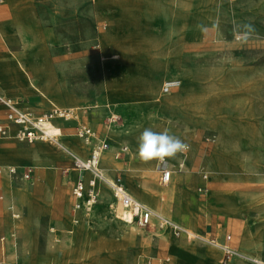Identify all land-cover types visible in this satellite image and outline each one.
Here are the masks:
<instances>
[{
	"label": "rangeland",
	"instance_id": "rangeland-1",
	"mask_svg": "<svg viewBox=\"0 0 264 264\" xmlns=\"http://www.w3.org/2000/svg\"><path fill=\"white\" fill-rule=\"evenodd\" d=\"M117 2L128 6L119 7ZM30 7L43 44L33 47L34 54L28 59L31 43L26 47L23 39V49L19 40L12 42V50L25 51V55H17L29 68L15 82L0 68V92L16 98L22 109L35 115L55 107L89 106L91 113L84 123L109 142L106 151L116 156L121 145L128 147L129 154L116 158L118 165L110 175L99 162L106 178L122 174L131 193H145V188L151 200V204L142 201L146 206L194 233L216 228L220 237L229 234L235 254L224 260L226 264L229 260H233L231 264L264 260V0H95V4L92 0H35ZM102 32L119 34L125 43L130 41L138 49L150 51L154 68L149 73L156 89L142 85L141 78L148 72L143 67L128 69L120 59H101L110 56L103 54ZM242 32H248V39L236 40V34ZM110 46L116 52L113 44ZM127 75L134 79L135 97L119 92V80ZM169 78L180 84L165 94L162 84ZM105 82L113 94L107 95ZM46 86L52 89V96ZM141 92L150 97L144 99ZM173 95L180 100L164 101ZM111 111L118 114L117 121L106 128ZM186 114L194 122L188 124ZM205 114L207 118L201 119ZM3 121L2 114L0 123ZM156 124L160 131L167 129L190 145L185 155L190 158L183 161L180 171L175 158L170 159L178 174L167 185L158 183L155 161L145 162L138 156L140 133L148 126L155 129ZM54 125L63 134L58 138L61 143L63 139L78 140L73 122ZM1 149L16 160L0 164V168L29 166L36 183L28 186L0 176V237H4L0 264H64L63 251L74 248L79 251L69 257L77 262L71 264H209L202 258L206 248L213 249L208 244L176 239L166 228L134 229L121 222V206L104 183L108 194L102 197L99 189L96 206L87 217L80 214L68 240L63 232L68 224L66 214V224L49 213L38 214L26 223L28 207L35 204L23 193L48 203L61 193L67 201L82 173L70 169L72 157L51 141L26 143L8 137L1 140ZM89 150L83 155L70 152L85 159ZM147 166L154 168L155 174L149 182L143 174ZM64 169H68L67 174H63ZM46 171L51 173L50 182L44 180ZM69 175L75 176L74 181L64 182ZM85 176L82 178L89 175ZM168 188L166 196L159 194ZM210 195L237 197L236 214L217 213L207 205ZM14 214L19 218L14 219ZM82 219L84 226L77 241L76 229ZM52 227L60 243L54 244L49 231ZM255 228H259L260 244L255 248L242 246L243 231ZM220 258L222 253L214 264H222Z\"/></svg>",
	"mask_w": 264,
	"mask_h": 264
},
{
	"label": "built area",
	"instance_id": "built-area-1",
	"mask_svg": "<svg viewBox=\"0 0 264 264\" xmlns=\"http://www.w3.org/2000/svg\"><path fill=\"white\" fill-rule=\"evenodd\" d=\"M117 56H112V59H116ZM179 81L173 78L167 79L162 84V92L169 93L173 89L177 88ZM0 104H2L6 109L5 124H0V141L3 138L12 137L20 142L31 143L38 140L51 141L56 144L60 149L65 151L67 155L72 158L73 168L80 171H87L91 174V178L86 182L79 180L76 181L72 188V213L77 211H82L85 215H90L93 208L96 206L99 200V191L97 188L98 182L104 183L108 189L111 191L113 198L119 202L123 212L129 215L127 224L136 226L137 228H145L155 222L158 228L168 229L171 234L176 237H184L187 241H197L203 244H208L219 248L223 257L221 263L225 264V259L235 254L232 247L229 246L230 235L226 234L223 237V241L215 236H210V232H205L203 234L194 233L188 230L183 225L170 221L165 217L159 215L151 208L146 206L144 203L138 201L134 198L127 190L124 180L121 175H116L115 177L108 179L99 169V158L100 154L108 149L109 143L105 140L93 143V148L89 156L85 159L73 155L68 149L64 148L62 144L59 143L58 139L49 135L45 128L47 124L54 125L57 121H68L76 117V113L73 108H62L55 107L42 113L40 115H35L29 111H26L20 107L17 99L9 98L0 93ZM118 114L116 112H110L107 117V123L109 127L115 125L117 121ZM76 135L80 137L85 143L92 142L95 133L94 131L85 125H79L76 128ZM128 147L126 145H121L118 148L116 157H120L122 154H126ZM185 153H178L180 162H176V168L180 171L183 168V161ZM156 170L158 172V182L161 185H166L170 182L172 173L174 172V167L171 166L168 160V167L165 170L163 167L156 164ZM8 175L11 178L20 179L22 181L33 183V170L31 167L27 166L19 171L16 167H8L6 169ZM204 179L207 176L203 177ZM3 196L0 194V200ZM116 217H118L115 214ZM14 218H18V214L13 215ZM123 219V218H122ZM125 220V219H123ZM74 222H77V217L74 216ZM255 264H264L262 261L254 260Z\"/></svg>",
	"mask_w": 264,
	"mask_h": 264
},
{
	"label": "crops",
	"instance_id": "crops-1",
	"mask_svg": "<svg viewBox=\"0 0 264 264\" xmlns=\"http://www.w3.org/2000/svg\"><path fill=\"white\" fill-rule=\"evenodd\" d=\"M92 1L95 4V0H92ZM34 4H35V0H0V55L1 54H10V55L14 54L15 55V54H21V53L25 55V51L22 52V50H12L11 47L13 46L12 42L14 40H19L22 43L23 49H24L23 39L26 42V47H27V45H29V43H31L32 52H27V54H26L28 59H29V57H32L33 54H34L33 53L34 52L33 51V47H35L36 45L37 46H41L43 44V36L39 32V30L36 29V26L34 25V23L31 20L32 19V16H31L32 13L30 12L31 11V7L30 6H33ZM116 5H118L119 7H123V8L128 6V4H124L123 2H117ZM100 41H101V44H102L101 47H102V49L104 51L103 54H106V55L110 54L109 57L101 58L102 60L103 59H107V58H110V60H112V61L120 59L124 63V67H127L128 69L129 68L133 69L134 67H137V66L138 67L139 66L143 67V69H145L148 72H147V75H145L143 77V79L141 78V81H143L142 85L147 86V87H149L151 89L152 88L156 89L154 81L152 80L151 74L149 73L151 71V69L154 68V64H153L154 59H153L152 55L150 54V51L148 53L145 50L138 49L135 46V44L130 43V41L125 43V41H123V38H120L119 34H115V33H112V32H102L101 35H100ZM110 44L111 45L113 44V47L116 50V52L115 51H111L112 49H111ZM111 56H117V58L116 59H112ZM105 68L106 69H110L107 66ZM127 76H128V78L125 77V79L122 78V79L119 80L122 89L121 90L118 89V90H119V92L122 91L124 97H130V96L135 97L136 94H135L134 90H132V86H131L134 83V79L132 77V80H131L130 79L131 77L129 75H127ZM121 80H122V82H121ZM188 81H189L188 83L191 82L189 79H188ZM105 86H106L107 95L108 94H113V93H111V92H113V90L112 89L109 90L107 88V82H105ZM143 91H144V89H143ZM0 93L3 95L2 92H0ZM141 93L144 94L143 95V97L145 96L144 99H147V98L150 97L148 95V93H146V92H141ZM4 96H6V95H4ZM6 97L16 99V98L11 97V96H6ZM62 108H73L75 113H76V117L73 118V119H70L68 121H57V123H60V122L61 123L62 122H73L74 123L75 132H76V128L79 125H85L87 127H90L89 125L84 123V119H87L89 117V114L91 113V109H90L89 106H86V105H82V106H63ZM2 114L4 115V121L1 122L0 124H5L6 123V119H5L6 109H5V107L2 104H0V118H1ZM175 114L179 115L178 113H175ZM204 118L205 119L207 118V114H205L204 117L201 118V119L204 120ZM185 119H186V122L188 124H190L191 121L194 122L192 117H189V115H187V114L185 115ZM155 126H156V128L153 129V130H156V131H160L161 130V129H159L160 125L156 124ZM105 127L106 128H110V127H108V125L106 123H105ZM151 128H154V126L151 127ZM92 130L95 133V136H94V138L92 140L93 143L99 142V141H102V140L106 141L105 138H100L98 136V133L94 129H92ZM75 135H76V133H75ZM77 138H78V140H80L81 142L86 144L87 147L89 146L88 148L90 150L88 152H91V150L93 148V144L85 143L78 136H77ZM4 139H8V138H3L1 140H4ZM106 142H108V141H106ZM61 144L64 146V148L66 147V149H68V146L70 145V139H63V143H61ZM64 144H66L67 146H65ZM109 147H110V145H109ZM189 149H190V145H189ZM60 150L65 153V151H63L62 149H60ZM106 150H104V151H106ZM187 152H186V155H187ZM89 154L87 155V157L89 156ZM128 154L129 153L127 151V153L126 154H122L121 157L125 156V155H128ZM116 158H118V157H116ZM189 158H190V156H189ZM189 158L187 159V157L185 156L184 161L187 162L189 160ZM12 160L13 161L16 160L13 154L7 153L6 151H4V149L0 150V164H6L8 162H12ZM174 160H175L174 163H176L179 160L178 154L176 155ZM169 162H171L170 159H169ZM71 163H72V161H71ZM156 164H157V161H155V166H156ZM8 167H16L19 171H21L22 168L27 167V166H24V167H18V166H14V165L2 166L0 168V176L1 175H6V176L10 177L8 175L7 171H6V169ZM70 169L71 170H77V169L73 168V165H72V168H70ZM67 171H68V169H64L62 172H63V174H67ZM77 171H80V170H77ZM80 172L82 173V175L80 176L81 178L77 179L76 181L82 180V181L86 182L88 179L91 178V174L89 172H87V171H80ZM177 174L178 173L174 169V172L172 173V177H171L170 181L173 179L174 176H177ZM85 175H89V176H88V178L83 179L82 177H86ZM107 175H110V172L108 170H107ZM117 175H121L122 176V178L124 180V183H125V186H126V182H125L124 176L122 174H117ZM43 176H44V180L45 181H49V182L51 181V177H50L51 173L50 172H47V171L44 172ZM115 176L116 175H114L113 177H115ZM74 177L75 176H70L69 175V177H66L64 179V182L67 181V180L72 182L75 179ZM33 178H34V181H33L32 184H30L28 182H25V181H23V182L26 183L28 186H34L35 183H36V175H35L34 171H33ZM11 179L15 180L16 178H11ZM16 180H20V179H16ZM76 181L74 182V184L76 183ZM157 181H158V179H157ZM101 183L102 182H98V184H97L98 191L100 189V184ZM74 184L71 187V193H72V188H73ZM226 185L230 186L231 183L226 182ZM143 187H145L144 183H143ZM127 190H128V188H127ZM133 191L134 190H132V193L134 194ZM144 191H145V188H144ZM109 192L111 193L110 190H109ZM128 192L134 198H136L138 201L142 202L140 199H138L136 197L135 194L133 195L129 190H128ZM179 192H181V191H179ZM23 194L28 195V198H31V200H32L33 204H35V206H36V204L38 205L37 208L34 205H32L30 208L28 207L27 215L25 216V222L26 223H29L38 214L49 213V215H52V218H54L57 221H60L61 224H66L67 222L64 220L65 219L64 216L66 214V216L68 218V224L66 225V227L63 228V232L65 233L64 237L66 238V240H68V238H70L72 236V230L78 224L80 214L85 215L82 211H77L76 213H72V203H73L72 194H70V197L66 201V197H64L61 193H56L54 196H52V202H49V203L45 202V201H42V200L39 201L35 196H31L30 193H23ZM112 198H113V196H112ZM142 203H144V202H142ZM74 216L77 217V219H78L77 222L73 221ZM85 216L87 217V215H85ZM18 218H14V219H18ZM130 226H132L134 229L137 228L134 225H130ZM153 226H156L158 228V226L156 225L155 222H152V224L150 226L145 227V228H149V227H153ZM16 229L17 228H14V230H16ZM137 229H143V228H137ZM258 229L257 228L254 229V231L255 230L257 231V234H259V230ZM49 231L52 234V236L54 237L53 238L54 244L60 243L61 239L59 237H57L58 235L56 233V228H54V227L49 228ZM208 231L210 232V236H215V237H217L219 239V241H221V242L223 241V237L224 236L220 237L221 236L220 231H218L216 228H214V229L209 228ZM251 232H253V231H251ZM174 238H176V237H174ZM176 239H185V238L184 237H180V238H176ZM250 239H252V238H247V239H245L243 241L241 240L242 241V246H245V247L249 246L251 248H253V247L255 248V245L249 244ZM255 241L257 242L256 245H258V244H260L261 238L255 240ZM186 242H197V241H187L186 240ZM228 244H229V242H228ZM3 245H4V237L1 236L0 237V249L3 248ZM209 246L211 248L215 249V250L206 248L203 251V253H202V258L205 259L207 263L214 264L217 256L220 253H222V251L219 248H217V247H214V246H211V245H209ZM229 246H230V244H229ZM254 250L257 251L256 249H254ZM222 257H223V253H222ZM220 259H222V258H220ZM255 259L260 260V261H264V260H261L259 258H255ZM29 260H31L32 262L34 261V259H29ZM232 261L229 260L227 262V264H231ZM159 264H162V263H159Z\"/></svg>",
	"mask_w": 264,
	"mask_h": 264
},
{
	"label": "bare ground",
	"instance_id": "bare-ground-1",
	"mask_svg": "<svg viewBox=\"0 0 264 264\" xmlns=\"http://www.w3.org/2000/svg\"><path fill=\"white\" fill-rule=\"evenodd\" d=\"M32 47V46H31ZM23 58L21 57V55H17V54H3L0 55V68L3 71L4 75L6 76V78H8L10 81L15 82L16 79L20 76L21 72H26L29 68L28 65L23 64ZM26 63V62H25ZM1 72V71H0ZM22 80V79H21ZM179 81V80H178ZM180 84V82H179ZM179 86V85H178ZM152 90H154V88H152ZM46 91L47 94L49 96H52V89L49 86H46ZM191 91V90H190ZM151 92V91H150ZM156 93V92H155ZM165 102H174L175 100H180L178 95H173L170 97H164L163 98ZM191 101V100H190ZM187 102V101H185ZM179 103V101H178ZM190 103V102H189ZM166 104V103H165ZM187 104V103H186ZM176 105V104H174ZM173 105V106H174ZM180 105V104H179ZM164 106V105H163ZM171 105H169L170 107ZM178 107V106H177ZM172 108V107H171ZM174 108V107H173ZM186 108V107H185ZM192 108V107H190ZM177 109V108H176ZM193 109V108H192ZM199 109V108H197ZM181 110V109H180ZM171 111V110H170ZM196 111V109L194 110ZM198 111V110H197ZM196 111V112H197ZM174 113V111H173ZM177 113V111H176ZM191 115V114H190ZM46 132L51 135L52 137L55 138H59L62 134L61 129L58 126L52 125V124H47L46 128H45ZM128 133V132H127ZM60 142V141H59ZM61 144V142H60ZM66 146V145H65ZM70 148L69 151H71L73 154H78V155H83L87 150L88 147L86 144H84L83 142H81L80 140H70V145L68 146ZM66 148V147H65ZM41 150V148H40ZM109 150V148H108ZM87 154V152H86ZM100 165L108 171H112L114 170L118 163L116 161V157L112 156L110 151H106V152H102L100 154V159H99ZM156 169V167H155ZM144 177H148V182L149 180H151V177H154V168L147 166L146 169H144ZM100 188L102 189L101 191V195L102 197L106 196L108 194V191L105 189V187L100 184ZM100 191V190H99ZM134 194L136 195V197L138 199H140L141 201H145L151 204V200L148 196V192L145 190V193H139L137 191H133ZM170 192V189H166V190H162L159 192L160 195L166 196L168 193ZM210 200L211 203L207 204L208 206H213L216 210L217 213H222V214H226V215H234L237 212L238 206H239V200L237 199V197H234L232 195H226V196H215V195H210ZM209 200V199H208ZM119 203V202H118ZM215 204H217L218 206L215 207ZM120 205V204H119ZM121 206V205H120ZM122 209V207H121ZM64 212V211H63ZM120 214V213H118ZM129 215H127L126 213L123 212V209L121 210V222H125L128 221L129 219ZM125 220H123V219ZM81 224L78 226V228L76 229V239L78 241V235H79V230L84 226V221L85 219L81 220ZM119 221V220H118ZM128 227H131V224H126ZM235 227V226H234ZM75 228V227H74ZM73 233V232H72ZM75 234V233H74ZM236 235V234H235ZM247 238H252L249 241V244L252 245H256L257 242L255 240L260 239V234H257V231H253V232H248L246 229L243 231L242 233V241L247 239ZM73 240H74V236H73ZM74 243V242H73ZM100 244V243H99ZM264 245V244H262ZM101 246V245H100ZM103 247V246H102ZM79 249L74 248L73 250H65L63 251V263L64 264H71L70 262H77L76 260H72L69 256L71 254V252H78ZM98 252V251H97ZM74 257V256H73ZM76 257V255H75ZM253 261V259H251ZM255 260V259H254ZM257 260V259H256ZM81 261V260H80ZM79 261V262H80ZM97 261V260H96ZM107 261V260H106ZM104 261V262H106ZM260 261V260H258ZM103 262V261H102ZM108 262V261H107ZM264 262V261H262ZM100 263V261H97V264ZM105 264V263H104ZM109 264V263H108Z\"/></svg>",
	"mask_w": 264,
	"mask_h": 264
},
{
	"label": "clouds",
	"instance_id": "clouds-1",
	"mask_svg": "<svg viewBox=\"0 0 264 264\" xmlns=\"http://www.w3.org/2000/svg\"><path fill=\"white\" fill-rule=\"evenodd\" d=\"M245 28H250L245 25ZM236 40L246 41L248 32L236 34ZM189 145L180 137L171 134L169 130L154 131L151 127L144 128L138 137V156L141 160L157 161L158 165L165 170L168 167V160L176 157L178 153H185Z\"/></svg>",
	"mask_w": 264,
	"mask_h": 264
},
{
	"label": "water",
	"instance_id": "water-1",
	"mask_svg": "<svg viewBox=\"0 0 264 264\" xmlns=\"http://www.w3.org/2000/svg\"><path fill=\"white\" fill-rule=\"evenodd\" d=\"M207 230H209V228H207Z\"/></svg>",
	"mask_w": 264,
	"mask_h": 264
}]
</instances>
